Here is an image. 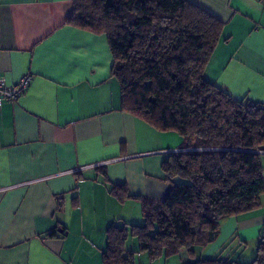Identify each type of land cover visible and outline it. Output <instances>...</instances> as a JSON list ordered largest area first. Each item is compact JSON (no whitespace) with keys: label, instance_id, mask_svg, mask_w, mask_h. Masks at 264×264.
Returning a JSON list of instances; mask_svg holds the SVG:
<instances>
[{"label":"crops","instance_id":"crops-1","mask_svg":"<svg viewBox=\"0 0 264 264\" xmlns=\"http://www.w3.org/2000/svg\"><path fill=\"white\" fill-rule=\"evenodd\" d=\"M186 1L223 24L205 80L264 104V0ZM72 5L0 0V79L31 77L23 96L0 107V264H103L106 229L143 223L140 202L119 201L111 187L162 201L171 187L162 164L183 151L177 133L124 109L107 39L68 25ZM262 228L264 195L252 211L223 219L194 259L249 264ZM135 240L127 251L138 250Z\"/></svg>","mask_w":264,"mask_h":264},{"label":"trees","instance_id":"trees-1","mask_svg":"<svg viewBox=\"0 0 264 264\" xmlns=\"http://www.w3.org/2000/svg\"><path fill=\"white\" fill-rule=\"evenodd\" d=\"M66 23L104 35L123 107L162 132L181 138L182 152L162 164L171 187L162 201L127 194L140 202L141 225L106 229L103 264H134L185 252L188 264H243L221 257L194 259L219 235L223 219L252 211L264 195V104L236 100L203 76L223 24L186 0H72ZM134 238L136 252L126 243ZM264 264V228L254 258Z\"/></svg>","mask_w":264,"mask_h":264},{"label":"built area","instance_id":"built-area-1","mask_svg":"<svg viewBox=\"0 0 264 264\" xmlns=\"http://www.w3.org/2000/svg\"><path fill=\"white\" fill-rule=\"evenodd\" d=\"M31 77L29 75L23 76L15 85H8L0 79V107L3 102H15L24 95L29 84ZM259 155H264V150L256 151Z\"/></svg>","mask_w":264,"mask_h":264},{"label":"rangeland","instance_id":"rangeland-1","mask_svg":"<svg viewBox=\"0 0 264 264\" xmlns=\"http://www.w3.org/2000/svg\"><path fill=\"white\" fill-rule=\"evenodd\" d=\"M135 240V239H134ZM135 242H137L135 240ZM130 244V243H129ZM127 247H129L127 245ZM138 248V246H137ZM180 253L173 257L165 258L164 256L159 257L158 259L152 260L148 253L146 252H139L134 255V264H179L178 258H180Z\"/></svg>","mask_w":264,"mask_h":264}]
</instances>
